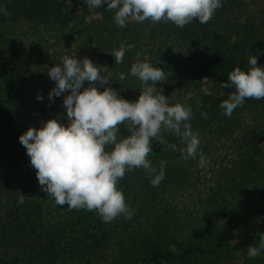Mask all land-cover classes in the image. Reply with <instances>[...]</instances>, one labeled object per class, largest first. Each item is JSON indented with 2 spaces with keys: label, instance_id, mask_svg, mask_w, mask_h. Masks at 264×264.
I'll list each match as a JSON object with an SVG mask.
<instances>
[{
  "label": "rangeland",
  "instance_id": "374dc122",
  "mask_svg": "<svg viewBox=\"0 0 264 264\" xmlns=\"http://www.w3.org/2000/svg\"><path fill=\"white\" fill-rule=\"evenodd\" d=\"M221 2L229 7V12L224 15L218 8L212 16V26L226 36H234V46L228 48L239 61L240 68L247 71V60L254 56L255 50L252 53L251 45L242 41V37L251 30L252 44L258 46L260 42L264 48V0ZM97 21L96 12L90 11L83 24L77 27L33 26L23 22L0 25V67L11 72L7 83L10 91L6 93L15 120L14 130L24 133L29 127L40 128L42 122L54 117H59L67 126L63 106L66 94L49 101L55 81L46 74L52 66H62L65 56L88 57L97 64L101 74L111 80L109 83L121 97L128 101L138 99L143 85L138 77L131 75V66L128 68L126 61L113 65L115 58L111 54L120 49L123 38L117 36V42L107 45L101 39H90L92 23ZM134 22L131 17L126 20L129 27ZM149 45L147 38H143L139 46L145 50ZM164 45L173 57L166 58L168 53L163 44L154 42L153 49L161 47L164 52L141 54L140 61L164 70L167 82H157L156 87L162 88L157 91L163 90L169 106L191 107L194 118L188 123L193 132L198 133L200 141L197 158L185 160L180 152L185 144L162 126L160 136L176 148L153 140V151L147 158L157 173L160 162L166 161L164 179L153 186L152 174L143 168L126 171L117 181V188L123 192L133 215L126 218L121 214L109 223L102 220L110 233L106 247L95 256L68 264H144L147 256L160 246L175 252L185 247L211 248L216 244L224 245L226 237L249 240L246 250L228 254L223 251L225 249L218 250L217 259L208 264H242L248 258L252 264H264V251L259 255L250 252V247L257 246L259 237L255 232L260 230L264 219V99L236 108L230 118L226 117L220 104L229 94L220 87L217 76L204 70V65L196 66L185 59L179 51L180 45L185 48L182 42L178 46L167 40ZM242 47L245 49H240ZM131 58L137 62L136 55ZM122 72L125 79L120 81ZM88 83L86 81L84 87ZM96 86L99 91L108 87L98 82ZM38 94L42 95V100L36 99ZM201 113H206L207 118ZM119 128L117 142L129 135L127 122ZM113 149L114 145L106 146V151ZM157 149L159 151L155 152ZM200 152L207 160L203 167L199 166ZM8 173L7 165L0 161V181ZM6 188L0 200L7 195ZM6 199L0 201V207ZM44 210L47 221L58 222L68 215L70 208L50 200L45 203ZM79 210L102 219L95 210Z\"/></svg>",
  "mask_w": 264,
  "mask_h": 264
},
{
  "label": "clouds",
  "instance_id": "9594fccd",
  "mask_svg": "<svg viewBox=\"0 0 264 264\" xmlns=\"http://www.w3.org/2000/svg\"><path fill=\"white\" fill-rule=\"evenodd\" d=\"M88 8H100L107 4V10H116L114 20L124 27L128 18L143 23L171 21L183 28L198 19L206 24L214 12L222 6L221 0H84ZM72 0H68L71 9ZM133 45L129 44L130 50ZM125 47L113 54L115 64L123 61ZM141 53H136L137 62L130 73L142 82L140 95L135 101L121 97L118 90L109 83L111 80L101 74L97 64L88 57L77 59L65 56L62 66L56 65L46 72L55 81L49 92V101L64 95L67 126L59 117L42 122L40 128L29 127L19 141L26 149L31 166L36 170L38 183L58 206L70 209L97 211L103 222L109 223L117 216L126 218L133 215L125 202L124 194L117 188V181L126 171L143 168L152 174L151 184L158 186L165 176L166 161L160 162V170L148 160L153 151V140L160 144L166 141L160 136L161 127L173 132L185 144L180 149L185 160L196 159L199 138L188 121L193 119L190 106L176 104L169 106L163 90L158 92L157 82L165 83L168 77L160 67L140 61ZM247 71L236 67L228 74L227 82H221L222 89H232L228 99L220 107L226 117H231L237 107H242L246 99H264V68L258 66L257 55L248 58ZM125 74L119 75L123 81ZM89 82L84 87L85 82ZM101 86L108 85L99 91ZM151 82V83H149ZM37 100H42L38 94ZM207 118L206 113H201ZM127 122L129 135L117 142L119 125ZM114 145L112 151L106 146ZM172 149L175 144H170ZM207 160L199 153V166ZM25 194L19 198L24 203ZM264 251V232L259 234L257 246L250 247L252 255Z\"/></svg>",
  "mask_w": 264,
  "mask_h": 264
},
{
  "label": "trees",
  "instance_id": "16d2710c",
  "mask_svg": "<svg viewBox=\"0 0 264 264\" xmlns=\"http://www.w3.org/2000/svg\"><path fill=\"white\" fill-rule=\"evenodd\" d=\"M106 8L107 4L100 8H88L84 0H72L71 9L68 8V0H0V25L23 22L33 26L77 27L83 24L90 11H94L98 23H92L94 28L89 38L101 39L107 45L117 42L116 37L121 36L127 55L121 64L126 61L127 67L135 63L131 56L138 52L160 55L165 48L168 53L166 58L173 57V53L164 45L167 40L178 46L182 42L185 48L180 45L179 51L185 59L196 66L204 65V70H210L220 83L227 82L228 74L241 66L228 48L234 46V36L232 38L216 30L212 26V18L206 24H201L198 19L193 20L183 28L171 21L154 23L150 20L143 23L135 21L131 27L125 22V26L120 27L114 20L116 10L110 12ZM220 8L224 15L229 12V7L223 3ZM252 35L253 32L248 30L242 41L251 45L258 65L264 68L263 45L259 42L258 46H254ZM143 38H147L151 44L145 50L139 46ZM154 42H161L164 48L153 49ZM129 44L133 45L130 50L127 49ZM113 65L116 66L115 63ZM0 70V161L9 169L8 176L0 181V194L6 192V186L11 189L9 192L6 188L7 195L0 200L7 198L0 207V264H68L95 256L106 247L110 237L101 218L92 217L87 211L70 209L68 215L58 222L45 219L47 213L44 212V205L53 199L42 191L38 183L36 170L19 141L23 133L13 129L15 120L7 104V93L10 91L7 83L11 79V72L7 68L0 67ZM223 90L226 94L235 91L234 88ZM254 101L256 99H246L242 107ZM170 143L166 141L165 146ZM22 194H25V201L21 204L19 198ZM262 221V227L255 232L257 237L264 232V219ZM224 240V245L185 247L179 252L160 246L147 256L144 264H208L217 259L218 250L225 249L223 251L227 254L243 252L249 242L227 237ZM242 264H252L251 258L245 259Z\"/></svg>",
  "mask_w": 264,
  "mask_h": 264
}]
</instances>
